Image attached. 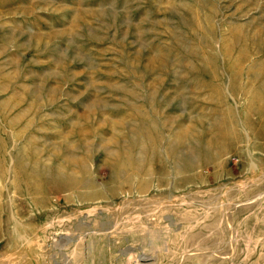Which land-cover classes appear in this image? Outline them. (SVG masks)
<instances>
[{
	"label": "rangeland",
	"instance_id": "rangeland-1",
	"mask_svg": "<svg viewBox=\"0 0 264 264\" xmlns=\"http://www.w3.org/2000/svg\"><path fill=\"white\" fill-rule=\"evenodd\" d=\"M0 264H264V0H0Z\"/></svg>",
	"mask_w": 264,
	"mask_h": 264
}]
</instances>
